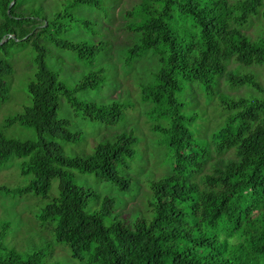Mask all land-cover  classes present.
<instances>
[{
	"label": "trees",
	"instance_id": "1",
	"mask_svg": "<svg viewBox=\"0 0 264 264\" xmlns=\"http://www.w3.org/2000/svg\"><path fill=\"white\" fill-rule=\"evenodd\" d=\"M25 1L15 0L8 13L11 0H0V40L9 34L19 39L0 44V103L8 98L5 78L13 72L11 44L29 43L35 51V73L27 86L31 104L7 118L5 126L19 124L35 135L10 138L0 129V163L12 154L26 158L21 171L32 180L24 190L49 199L38 218L52 225L55 241L65 243L72 257L86 264H264V82L253 73L228 69L232 59L264 64V31L252 40L242 30L252 17L264 19V0H138L125 12L133 20L127 28L135 33L125 51L126 63L148 52L156 57L152 80L140 84L141 97L153 104L152 114L167 121L154 129L163 134L171 159L170 172L150 182V214H132L129 221L120 214L111 216L115 199L109 195L99 210H88L96 191L77 185L68 169L128 191L124 171L136 157L137 138L120 133L97 143L88 155L67 156L59 141L79 136L58 117L57 99L65 95L84 117L106 124L123 118L125 104L74 96L103 84L101 69L69 88L46 61L50 44L92 62L105 49L106 42L64 38L66 26L60 22L80 5L99 6L100 0H70L66 11L47 22L35 17ZM221 77L231 88L246 85L260 95L233 99L223 93V123L209 138H196L191 129L196 117L184 113L178 93L187 83H201L213 94ZM55 178L59 194L50 197ZM0 247V264H44L47 254L40 249L22 255Z\"/></svg>",
	"mask_w": 264,
	"mask_h": 264
},
{
	"label": "rangeland",
	"instance_id": "2",
	"mask_svg": "<svg viewBox=\"0 0 264 264\" xmlns=\"http://www.w3.org/2000/svg\"><path fill=\"white\" fill-rule=\"evenodd\" d=\"M69 1L26 0L24 3L32 6L37 14L35 17L47 22L56 14L66 11ZM137 2L100 0L99 6L80 5L71 11L72 16L60 21L62 26H66L63 33L66 39L90 44L106 42L105 49L93 62L80 60L72 51L57 48L53 44L49 45L46 57L48 66L59 74L69 88L82 82L91 72L103 71V84L74 93L77 99L99 104L113 101L125 104L123 118L115 124H106L84 117L70 106L65 95L60 94L57 99L58 117L67 120L69 128L79 136L72 142L59 141L67 156L88 155L97 143L111 141L120 133H131L137 138L134 145L136 157L124 171L131 184L128 191H122L94 174L68 169L77 185L96 191L97 195L89 201L88 210H99L102 198L109 195L115 199L111 216L120 214V219L128 221L132 214H150L147 203L152 192L150 182L158 180L171 169V159L163 143L164 136L154 129L156 125H167V121L152 114L153 104L143 101L141 97L140 84L152 80V73L158 67L156 57L148 52L131 64L125 61V51L135 39V33L127 28L131 19L127 20L125 12L134 8ZM242 30L249 39H256L264 31V19L252 17ZM3 40L0 42L3 43ZM34 56L35 51L29 43L16 41L11 44L9 60L13 72L5 78L8 82V98L0 103V129L10 138L24 140L35 135L33 129L19 124L5 126L7 118L22 112L31 104L27 86L35 73ZM228 69L253 73L264 82V64L244 65L232 59L228 62ZM213 90L214 93L210 94L205 84L187 83L184 90L178 93L184 104V113L196 117L191 125L196 138H209L211 132L223 123L227 114L220 105L219 97L223 93L233 99L260 95L246 85L231 88L224 77L219 79L218 87L214 85ZM25 159L12 154L0 163V245L13 248L22 255L45 250L47 254L44 264H86L85 261L73 258L65 243L56 242L52 225L42 223L38 218L49 199L24 190L32 180L31 174L21 171V163ZM58 194L59 180L55 178L51 182L49 196L55 197ZM105 223H108V218H105Z\"/></svg>",
	"mask_w": 264,
	"mask_h": 264
},
{
	"label": "water",
	"instance_id": "3",
	"mask_svg": "<svg viewBox=\"0 0 264 264\" xmlns=\"http://www.w3.org/2000/svg\"><path fill=\"white\" fill-rule=\"evenodd\" d=\"M15 3V0H12V2L9 4V6H8V13L10 12V9H11V7H12V5ZM46 24V23H45ZM14 38L15 40H19L14 34H9L7 37H5V38H3L4 40H3V42L4 41H6L8 38ZM26 38V37H25ZM24 38V39H25ZM1 43V42H0Z\"/></svg>",
	"mask_w": 264,
	"mask_h": 264
}]
</instances>
